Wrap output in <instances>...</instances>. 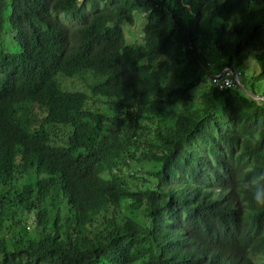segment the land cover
Instances as JSON below:
<instances>
[{"label": "trees", "instance_id": "1", "mask_svg": "<svg viewBox=\"0 0 264 264\" xmlns=\"http://www.w3.org/2000/svg\"><path fill=\"white\" fill-rule=\"evenodd\" d=\"M225 69L264 99V0H0V264H257L264 100Z\"/></svg>", "mask_w": 264, "mask_h": 264}, {"label": "rangeland", "instance_id": "2", "mask_svg": "<svg viewBox=\"0 0 264 264\" xmlns=\"http://www.w3.org/2000/svg\"><path fill=\"white\" fill-rule=\"evenodd\" d=\"M224 1L225 0H220V2H224ZM10 24H12V21L7 22V28L10 26ZM150 24L151 23L146 20L144 15L139 14L137 16V24L135 26L126 25L125 30H126L127 35H128L129 43L135 44V45H141L142 43H144L143 37L146 34H149L153 29L156 28L155 25H150ZM22 51H23V49L18 42L13 41L11 43V52L12 53H21ZM249 57H250V54H246L247 71H249L248 73L250 74V72H252L254 69V66H253L254 60H252V58H249ZM225 70L223 72H225ZM85 73H89V74H85ZM84 74H85L84 76L79 77V78L74 79V80H72V79L68 80L67 79L65 84L71 90L77 89V90H83V91H90V85L94 84L96 82V80L91 75L92 74L91 71H85ZM236 74L238 75V78L240 79V75L238 73H236ZM103 79H106V78L103 77ZM236 84H237V82H236ZM209 86H210V83H209ZM263 88H264V86H263ZM203 90H205V86H203ZM199 93L200 92H197V90L195 91L196 96H199ZM95 108H97V107H95ZM29 227H30V229H28L29 232H32L33 227H31V226H29ZM255 260H256L257 264H264V257H256Z\"/></svg>", "mask_w": 264, "mask_h": 264}, {"label": "built area", "instance_id": "3", "mask_svg": "<svg viewBox=\"0 0 264 264\" xmlns=\"http://www.w3.org/2000/svg\"><path fill=\"white\" fill-rule=\"evenodd\" d=\"M224 73L225 76L223 78H213L211 82V85L220 92L237 87L236 81L232 77L230 69H226Z\"/></svg>", "mask_w": 264, "mask_h": 264}, {"label": "water", "instance_id": "4", "mask_svg": "<svg viewBox=\"0 0 264 264\" xmlns=\"http://www.w3.org/2000/svg\"><path fill=\"white\" fill-rule=\"evenodd\" d=\"M230 72L232 73V77H233V78L236 80V82H237V88H238L241 92H243L245 95H247L248 97H250V98H252V99H254V100H256V101H263V100H264L263 98H260L259 96H257V95H255V94L251 93L250 91H248V90L242 85L240 79L238 78V75H237L234 71L230 70ZM208 75H209L210 78H223V77L225 76V73L223 72L221 75H219V77H216V76H214V75H211L209 72H208Z\"/></svg>", "mask_w": 264, "mask_h": 264}, {"label": "bare ground", "instance_id": "5", "mask_svg": "<svg viewBox=\"0 0 264 264\" xmlns=\"http://www.w3.org/2000/svg\"><path fill=\"white\" fill-rule=\"evenodd\" d=\"M127 5V4H126ZM135 22V21H134ZM99 25H101V24H99ZM105 31V30H104ZM67 60V59H66ZM152 255V254H151Z\"/></svg>", "mask_w": 264, "mask_h": 264}]
</instances>
